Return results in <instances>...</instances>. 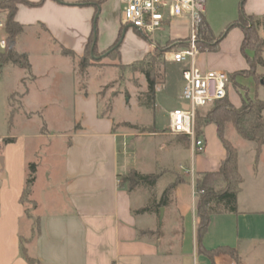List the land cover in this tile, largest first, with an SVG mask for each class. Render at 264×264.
<instances>
[{"label":"crops","instance_id":"obj_1","mask_svg":"<svg viewBox=\"0 0 264 264\" xmlns=\"http://www.w3.org/2000/svg\"><path fill=\"white\" fill-rule=\"evenodd\" d=\"M63 1L66 3L45 0L37 7L20 4L17 10L16 19L24 26L17 48L28 54L30 68L26 70L12 63L2 65L0 88L7 82L22 86L21 110L25 109L30 117L49 109L48 104L35 105L32 98L35 89L38 90V81L49 76L50 68L37 67L33 58L34 50L28 42H46L49 45L52 42L59 47L50 48V52L70 58L62 54V47L75 50L82 56L91 35L94 23L92 8H80L77 4L81 0ZM207 1L210 7H206L205 18L215 36H220L227 24L238 20L241 9L249 15L264 14V0ZM106 2L101 7L99 18L105 15ZM122 6L119 0L118 7L122 9ZM77 14H83L82 19ZM216 14L224 20L220 32L212 21ZM4 17V13L0 12V19ZM102 22L97 36L99 52L113 45L124 26L121 17L113 20L110 30L105 17ZM243 37L244 29L241 26L232 27L221 39L216 51L199 53V67L203 70L223 69L228 72L231 80L234 73L248 68V62L241 51ZM152 48L151 43L144 41L142 51L135 57L139 59L135 61L143 59ZM135 61L132 59L122 63L129 65ZM27 77L30 81H25ZM242 77L246 78L241 81L247 84L245 86L249 96L258 95L264 100V85H258L252 77ZM229 90L228 96L233 105L240 106L242 91L237 89L234 99L230 97ZM19 91L20 87L14 90V86L6 89L4 94L0 91V264H30L26 256L37 260L38 264H211L207 256L197 251L195 185L193 177L183 171L181 166H185L181 159L184 150L190 152L189 164L194 170V176L202 171L219 168L226 156V149L222 141L218 140L215 123L204 128L205 152L208 156H196L191 142L185 146L180 139L183 135L171 134L168 126L166 130L155 127L136 134L119 130L111 117L100 115L97 94L90 97L82 96L81 93L73 95L75 125L65 145L64 193L62 197L51 193L52 206H48L47 193L41 191L42 203L48 206L41 213H37L40 204L34 196L31 197L37 206L35 225V220L27 212L23 193L29 163L38 156L37 141L50 134L48 129L43 131L42 128L35 133H19L15 116L21 111L14 110L12 105L13 96ZM44 91L45 88L38 91L37 97L45 98ZM233 127L231 123L226 124V136ZM5 138H13L15 141L8 143ZM237 141L238 145L232 144L239 152V170L243 177L238 194V211L212 214L203 244L208 249L218 246L235 248L240 257L237 264H264V202H260L261 197L254 193L250 195L253 199L256 196L252 204L243 200L248 179L242 172L240 161V148L250 150L252 157L249 176L252 182H264V148L254 168L256 143L249 145ZM151 167L159 171L174 169L187 175L186 182L176 189L175 209L182 221L191 220L186 222H191V238L187 241L181 237L180 248L175 252L163 254L159 247L160 236L154 233V218L149 213H136L143 207L144 201L120 183L119 175L127 174L132 169L147 173ZM185 185H191L190 195L183 190ZM215 260L218 264L235 261L224 253L217 255Z\"/></svg>","mask_w":264,"mask_h":264},{"label":"rangeland","instance_id":"obj_2","mask_svg":"<svg viewBox=\"0 0 264 264\" xmlns=\"http://www.w3.org/2000/svg\"><path fill=\"white\" fill-rule=\"evenodd\" d=\"M59 1L66 3L63 0ZM97 1L98 0H81L77 4L80 8H92L93 12L91 17L94 19V23L91 33L94 31L96 36H98V30L102 27L104 17L109 24L110 30V25L113 20L119 19L122 13V9L118 7L119 0H106L105 15L99 18L103 4L98 5ZM208 6L210 7V4L206 1V7ZM76 16L82 19L83 14H77ZM2 19L4 20L5 17ZM212 21L214 27L220 32L219 29L224 25V20L221 15H213ZM228 25L229 24L223 28V32L226 31ZM124 28L120 46L122 58H119L114 50L98 52L96 53V57L89 61L90 65L83 74L80 73L77 65V61L80 59V55L77 51L74 50L76 54V59L74 60L71 57L64 58L61 55L50 52L51 49H58L59 47V45H54L52 42L50 45L46 42L38 43L31 40L28 42L29 46L34 50L33 58L37 67L45 68V66H48V68H50L49 76L38 81V90L35 89L32 98L35 105L48 104L49 109L47 112L36 113L30 117L29 114L25 113V109L21 110L23 107L22 86H17L15 82H7L0 88V91L4 94L9 87L11 88L14 86V90L20 87V91L13 96L12 100L14 110L21 111L15 116L16 126L20 134L35 133L39 131L40 128H42L43 131L49 130V137L47 136L37 141L39 152L38 156L33 158V162L37 163L36 180L30 186L29 191L23 196L27 212L29 216L33 217L35 220V225L37 224L35 213L37 206L31 200V197L34 196L40 204L37 213H41L46 207L52 206V200L49 196L51 193L60 194L58 197H62L61 194L64 193L63 167L65 145L68 140V135L73 131L75 125L72 109L73 95L81 93L82 96L90 97L92 94H97L99 98L100 115L111 117L119 130H125L135 134L144 129L149 131L155 127L166 130L169 123V112L179 105L180 93L184 85L182 72L185 64L169 60L168 54L172 51L184 49L176 47L175 43L178 38H188L190 31L187 22L177 20L168 21L165 23L163 30L153 33L150 39L144 37L141 32L133 27L125 26ZM261 33L264 34V29ZM144 41L151 43L153 46L152 50L147 54L155 57L157 61L165 66L164 81L157 87L154 106L147 105V81L145 75L139 70L122 67L124 62L126 63L132 59L133 61L139 59H135V57H138L136 55H139L142 51ZM48 49H50L49 52ZM198 59H200V54L197 56V60ZM15 65L29 70L27 66H22L23 63L22 65ZM123 65L127 66L125 64ZM251 72L252 74L255 73V76L248 75L247 77L254 78L258 85H264V65H257ZM241 80L244 81L246 78L244 79V77L239 76L234 80L231 77L229 85L230 97L236 98L237 89L242 91L243 95L248 94V88L245 86L247 84ZM25 81H30V78H25ZM42 88H45L43 92L45 98H38V91ZM254 97L255 95H251V98ZM212 104L213 103L200 109L201 115L204 116L212 107ZM204 135L203 131L200 136L205 140ZM217 137L218 140H221L219 135ZM226 138L231 143L237 145V140L246 142V144L249 145L254 143L243 139L234 127L228 132ZM197 155L205 157L208 156V153L202 152L196 154V156ZM251 157L250 150L240 148L241 169L248 179L246 185L247 192L243 195V200L245 203L252 204L256 196L255 199H253L250 195L254 193L261 197L260 202L263 203L264 182H252V177L249 176ZM190 160V152L184 150L181 162L184 164L185 168L191 166L189 164ZM184 170L185 169H183V171ZM148 171L147 173L160 174V178L154 186L146 185L133 190V193L138 196L139 200L144 201L143 207H147L153 201L158 202L166 186L176 179V174L184 176L185 179H187L186 174L177 170L175 171L174 169L171 170L166 168L159 171L157 168L151 167V170ZM197 176L198 174L195 175V181ZM252 188H254V190ZM183 190L188 191L190 195L192 191L191 185L183 186ZM41 191L47 193L48 206L42 203ZM175 192L176 190L172 194V200H170L167 206L163 207V216H161L160 213L161 209L159 212L149 213L155 220L153 229L160 230L159 247L163 254L165 252L178 251L181 237L187 239V241L191 238V222L190 224H186V222L191 220L184 219L185 221H182L180 215L176 212ZM194 195L196 196V200V188ZM57 201L59 200H56V202ZM35 234L36 231L34 235ZM154 237L158 238L156 235Z\"/></svg>","mask_w":264,"mask_h":264},{"label":"trees","instance_id":"obj_3","mask_svg":"<svg viewBox=\"0 0 264 264\" xmlns=\"http://www.w3.org/2000/svg\"><path fill=\"white\" fill-rule=\"evenodd\" d=\"M45 0L37 2L29 0H0V12L5 15V30L8 39V48L0 53V63L19 64L30 68L29 58L27 53H20L17 45L20 35L23 32L24 26L17 21L16 14L20 4H25L31 7H37L43 4ZM106 0H98V5H101ZM244 1V0H243ZM234 26H241L244 29V37L241 45V51L248 62V68L237 71L232 78L236 76H255L252 70L257 65H264V36L261 29H264V14L249 15L245 14L241 9L239 18L236 22L228 25L226 31L220 36H215L210 24L203 17L199 27L197 36V46L200 52L216 51L219 48L220 41L224 35ZM124 26L121 27L119 36L111 47L107 50H114L117 56L121 58L120 46L121 38L124 32ZM188 43V38L176 40V47L185 48ZM106 51V50H105ZM61 52L65 56L76 59V54L73 50L62 47ZM97 36L94 31L91 33L85 52L77 61L80 73H84L90 65V60L96 57L98 53ZM122 67L139 70L145 75L147 81V105L154 106L156 100L157 87L164 81L165 66L161 64L153 56L147 54L143 59L137 60L127 66L122 64ZM264 100L255 95L251 98L248 94L242 95L240 106H235L231 102L228 94L225 98L213 102L212 107L203 116L198 112L196 119V133L201 135L204 128L215 123L218 128V135L226 149V156L222 160L219 168L213 171H202L198 173L195 181L196 188V214L198 223L196 227V242L197 251L200 254L207 256L211 264H218L215 260L217 255L222 253L229 254L235 261L239 260L238 251L230 246H218L208 249L203 244V239L208 231L210 217L215 213L237 212L238 211V194L241 191L243 177L239 170V152L237 148L226 138L225 127L227 123H231L237 133L245 140L252 141L257 145V156L254 162V168L257 166V160L261 149L264 148ZM12 117V115H11ZM12 118H10L11 121ZM129 125V124H128ZM147 130H143L146 132ZM181 141L185 146L190 145L189 137L180 136ZM13 138H5V142H14ZM37 163L30 162L28 166V177L23 196L29 191L30 186L36 180ZM120 183L132 191L138 187L154 186L160 178V174L142 173L136 169L130 170L127 174L119 175ZM186 182L184 176L176 174V179L169 183L164 189L158 202L153 201L147 207H142L136 213H153L168 205L172 200V194L177 187ZM160 230L154 231L158 236ZM146 233H153L146 232ZM30 264H38L37 260L26 256Z\"/></svg>","mask_w":264,"mask_h":264},{"label":"built area","instance_id":"obj_4","mask_svg":"<svg viewBox=\"0 0 264 264\" xmlns=\"http://www.w3.org/2000/svg\"><path fill=\"white\" fill-rule=\"evenodd\" d=\"M123 3L121 22L151 38L156 31H162L166 22L186 21L189 28L188 43L184 49L172 51L168 59L185 64L184 85L180 103L169 112L168 131L173 135L189 137L193 154L205 152L206 142L196 133V119L200 109L228 94L230 76L223 69L203 70L197 63L200 51L197 46L198 27L206 14L207 0H121ZM8 48L5 22L0 19V53ZM2 64L0 63V71ZM2 139L0 138V142ZM193 177V168H185ZM195 185V183H194ZM230 264H237L232 261Z\"/></svg>","mask_w":264,"mask_h":264},{"label":"water","instance_id":"obj_5","mask_svg":"<svg viewBox=\"0 0 264 264\" xmlns=\"http://www.w3.org/2000/svg\"><path fill=\"white\" fill-rule=\"evenodd\" d=\"M164 208H161V216H163Z\"/></svg>","mask_w":264,"mask_h":264}]
</instances>
